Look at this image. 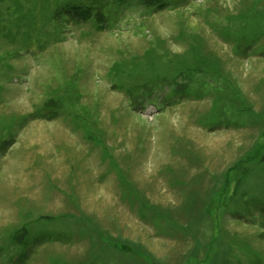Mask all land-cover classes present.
<instances>
[{
	"label": "rangeland",
	"instance_id": "374dc122",
	"mask_svg": "<svg viewBox=\"0 0 264 264\" xmlns=\"http://www.w3.org/2000/svg\"><path fill=\"white\" fill-rule=\"evenodd\" d=\"M0 264H264V0H0Z\"/></svg>",
	"mask_w": 264,
	"mask_h": 264
},
{
	"label": "bare ground",
	"instance_id": "6f19581e",
	"mask_svg": "<svg viewBox=\"0 0 264 264\" xmlns=\"http://www.w3.org/2000/svg\"><path fill=\"white\" fill-rule=\"evenodd\" d=\"M97 88V87H96ZM89 91V90H88ZM89 95H91V96H94V97H97V98H99V99H102L104 96H105V94H103L102 93V91H100V90H98V89H95V88H91L90 89V91H89V93H88ZM116 99H117V97H115V96H112L110 99H109V103H112V105L116 102ZM52 126H57L56 124H52Z\"/></svg>",
	"mask_w": 264,
	"mask_h": 264
},
{
	"label": "crops",
	"instance_id": "0c3cea01",
	"mask_svg": "<svg viewBox=\"0 0 264 264\" xmlns=\"http://www.w3.org/2000/svg\"><path fill=\"white\" fill-rule=\"evenodd\" d=\"M138 197H139V196L136 195L135 198L139 199ZM142 211H146V210H144V208H142V207L140 206V207L138 208L137 212H138L139 215H141V214L143 213ZM122 249L124 250V247H122Z\"/></svg>",
	"mask_w": 264,
	"mask_h": 264
}]
</instances>
